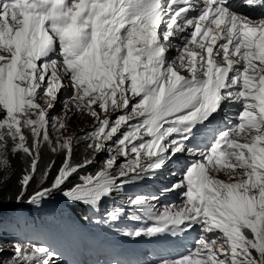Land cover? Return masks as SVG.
<instances>
[{"label":"snow or ice","instance_id":"6c2138e0","mask_svg":"<svg viewBox=\"0 0 264 264\" xmlns=\"http://www.w3.org/2000/svg\"><path fill=\"white\" fill-rule=\"evenodd\" d=\"M57 102L62 114L50 116ZM83 114L92 130L63 136ZM45 148L63 159L28 195ZM17 155L29 161L17 204L39 208L59 193L99 212L112 201L106 224H150L124 236L183 245L155 264H264V0H0V171ZM172 165L177 179L135 190ZM171 193L179 205H160ZM12 251L0 264L55 257L30 242Z\"/></svg>","mask_w":264,"mask_h":264},{"label":"rangeland","instance_id":"374dc122","mask_svg":"<svg viewBox=\"0 0 264 264\" xmlns=\"http://www.w3.org/2000/svg\"><path fill=\"white\" fill-rule=\"evenodd\" d=\"M71 92H72L71 87H69L66 91L62 90L59 99H63L65 95H70ZM40 103L43 104V101H40ZM62 107L63 105L57 102L55 108L51 110L49 115L50 116L53 114L61 115ZM118 114L119 113H113L112 119H115L116 115ZM95 123H96L95 118L87 114H83L80 116H73L72 119L68 121L67 128L65 130H62L61 134L63 136H76V135L82 136L84 134L83 132L91 131ZM121 131H123V129H121ZM91 154L93 155L92 152ZM106 156H107V153H102L100 154V156L99 154L96 155V158H99L100 161H103ZM97 168L94 170V172L97 170ZM85 170L86 169L81 170L84 172L83 174L87 173V171ZM40 176H37L35 179L39 180ZM220 178L224 179L223 176H221ZM39 186L40 185L38 184V187ZM55 200L60 201V202L66 201L65 198L61 194H57L56 196H53L52 198L44 201L39 208L31 206L27 204L26 202H22L20 204L15 205V207L11 208L10 212L5 213L4 215H1L0 213V247L4 249L3 252H0V261H3L13 255L12 248H13L14 241H13V237L11 234V232L13 231L12 228L15 230L16 233L20 234L19 236L21 238L19 241H23L21 244L29 243L27 241H24L23 234L21 232V231L27 230V228L24 227V223L26 221L27 222L30 221L29 212L33 214L36 213L37 215H41V213H43V210H48L47 206H49V204ZM77 211L78 209H75L73 207H70L66 210V212H71L74 214ZM87 213L89 217H92L93 214H96L95 212H92L90 209H88ZM4 222H6L8 229L6 228V226L3 225ZM20 222H21V230L18 226V223ZM56 223H58L59 226H57ZM38 227L50 228L56 236L63 235L66 245L71 246L68 253L74 259H77L79 261H84V260L95 261L98 255L103 256L105 254L104 252H100L97 255L96 252L91 251L89 249H77L74 246L75 243L79 244L87 240L83 234L86 232L87 228H90V229L93 228L91 223H89L88 221L86 222L77 221V219L74 218L73 216L65 220V213L63 211H58L56 213V216L52 219L51 224L47 222H41L38 226H36V228ZM36 228H35V232L37 230ZM28 231L31 233V235L35 233L34 230L28 229ZM42 238L43 236H41L40 241L42 240ZM58 259L59 258L54 257L53 260L50 261V264H59Z\"/></svg>","mask_w":264,"mask_h":264},{"label":"trees","instance_id":"16d2710c","mask_svg":"<svg viewBox=\"0 0 264 264\" xmlns=\"http://www.w3.org/2000/svg\"><path fill=\"white\" fill-rule=\"evenodd\" d=\"M85 132H88V131H85ZM85 132H83V133H85ZM76 136H78V135H76ZM79 136H81V135H79ZM84 154H85V143L83 141H81L80 144L75 149V161L76 162L81 161ZM87 155L89 157L92 156L90 150H88ZM99 156H100V154H99ZM62 159H63V156H54L48 150L43 149V161L39 165V170H38L37 176H40L41 174H43L46 165L51 160H55V166L52 168L51 174L48 177V183L50 184L52 178L56 175V171L59 168ZM96 160H97V163L90 165L88 168H86L85 171L94 173V170L99 166V162H100L99 158H96ZM28 163H29V161L26 158L22 157L21 155H17L16 157H10L11 168L8 172L0 171V213H1V215H4L5 213L10 212V209L15 207V205H17V203L15 202V198H16V195L20 191V186H19L18 181L23 174V170L28 166ZM83 173L84 172L81 171V174H83ZM6 176L8 177L7 179H5ZM39 182H40V179L39 180L34 179L30 183V186L28 188V195H31L33 192H35L38 189ZM73 182H75V181H73ZM44 186H47V184H45ZM57 194H59V193H56L53 196H56ZM114 194H117V193H114ZM9 196L11 197V202H7V197H9ZM54 202L58 203L57 201H54ZM73 207H76L79 209L78 213H77V215H78L77 219L79 221H83V219H81V217H82L81 215L83 214V211H84L83 207H80L79 205H76ZM40 222H44V217H42L41 215L33 214L30 212V221L29 222L26 221L24 223V227L27 229H30V230H34V232H35V228H36L37 224ZM49 224H51V222H49ZM3 225L6 226V228L8 229L6 222H4ZM11 234L13 237V241H15V238H17V237H14L13 232H11ZM34 234L39 236V238H41V236H46V233L41 229L36 230V232ZM50 237L51 236L47 235V238H50ZM50 239H54V238L52 237ZM29 240L31 242H36V239H33L31 237H29ZM88 240L91 242L92 245H97L92 239H88ZM56 242L57 241H54V243H56ZM84 243H85V241L80 243V245L84 244Z\"/></svg>","mask_w":264,"mask_h":264},{"label":"bare ground","instance_id":"6f19581e","mask_svg":"<svg viewBox=\"0 0 264 264\" xmlns=\"http://www.w3.org/2000/svg\"><path fill=\"white\" fill-rule=\"evenodd\" d=\"M74 246H75L77 249H89V250H91V251L96 252L97 255H98L100 252H102V251L98 252V247H97V245H92L91 242H90L88 239L85 241L84 244H81V245H80V243H79V244H74ZM66 248H67V252H69L71 246H68V245H67Z\"/></svg>","mask_w":264,"mask_h":264}]
</instances>
